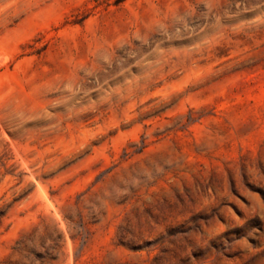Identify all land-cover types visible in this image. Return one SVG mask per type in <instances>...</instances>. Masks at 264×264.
<instances>
[{
  "label": "rangeland",
  "instance_id": "1",
  "mask_svg": "<svg viewBox=\"0 0 264 264\" xmlns=\"http://www.w3.org/2000/svg\"><path fill=\"white\" fill-rule=\"evenodd\" d=\"M0 264H264V0H0Z\"/></svg>",
  "mask_w": 264,
  "mask_h": 264
}]
</instances>
